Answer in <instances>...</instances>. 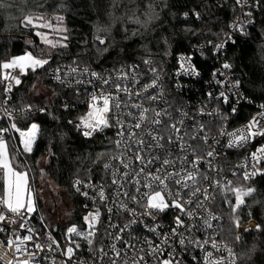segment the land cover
Segmentation results:
<instances>
[{"label":"built area","instance_id":"1","mask_svg":"<svg viewBox=\"0 0 264 264\" xmlns=\"http://www.w3.org/2000/svg\"><path fill=\"white\" fill-rule=\"evenodd\" d=\"M235 2L236 17L221 38L207 39L206 42L192 46L190 51H178L174 55V60H170L167 66L159 67L149 59L145 68L142 65L125 63H119L115 67H93L74 61L53 65L47 69L52 83L75 89L78 93L75 95L78 97L76 103L81 104L84 111L78 123L88 112V103L93 94H111L116 97L110 113L111 126L108 127L111 129L115 152L105 161L102 178L97 180L75 178L72 181L73 192L81 198L85 210L80 224L71 223L62 230L63 228L60 229L57 225L48 224L44 217L36 212L26 217L27 227L34 230L33 240L27 242L29 251L36 253L34 258H30L28 253H17L15 244L9 247L6 243L8 239H14L13 233L21 237L29 234L19 227L20 221L16 224H0V228L3 229L0 231L1 263L20 264V261L30 259V264H161L162 260L172 258L174 264H206L204 256L206 252L211 251L213 259L222 260L223 264H239L238 249L248 245L245 232L257 228L258 223L254 219L240 221L239 209L245 205L244 203L235 213L233 212L235 237L234 241H228L224 238L225 221L215 210V202L220 194L234 196L227 191L228 188L254 189L250 181L259 174L245 180L244 173L253 171L250 167L254 163L251 154L264 147V136L257 135L241 146L229 148L228 141L231 137L223 135L222 132L232 133L246 129L254 116L264 112V103L258 104L256 111L245 120L238 121L240 109L249 99L242 92L240 84L233 87L238 80L231 63L224 57V50L235 33H244L255 25V10H259L262 5L264 7V0H246L243 6L238 4L237 0ZM237 25L242 27L243 31L234 27ZM220 44H223V48L217 51L214 45ZM207 45L211 48L215 64L205 77L194 60V52L204 57ZM189 57L191 59L187 61ZM185 61L194 65L199 75L181 72L180 65ZM225 63L230 64L231 68L224 69ZM71 68H76L77 71L73 73L70 71ZM152 69L156 71L153 72ZM30 70L33 71L31 68ZM93 72L97 73L96 77L91 75ZM123 73H127V78L120 79ZM4 75L19 78L20 83L15 84V80L4 81L2 77L0 128L10 129L14 122L21 131H25L18 126L16 120L41 109L45 110V107L37 104L16 105L13 101L14 93L22 84V74L19 69H3ZM57 76L60 79H57ZM105 79L109 80V84L103 83ZM154 80L157 82L156 87L148 88L145 92V86ZM218 81L223 83H217ZM8 83L13 85L11 92H5ZM117 83L121 88H128L129 93L117 92L115 87ZM221 92L228 97L227 103L220 98ZM150 97L157 99L153 101ZM117 103L120 104L119 108L114 106ZM134 104L141 107L134 108L132 107ZM28 106H31L30 111H27ZM70 106L71 104H66L65 107L69 109ZM141 109H150L148 120L141 122L142 128L136 129L134 125ZM5 110L12 113L11 119L5 115ZM156 113L161 115L156 116ZM153 120H158L159 123H153ZM172 125H176L179 132H176ZM121 131L122 136L118 135ZM129 132L137 135L129 136ZM14 133L20 135L19 132L11 130L4 134V139ZM204 137H207V142ZM116 141H121L119 147ZM210 151L214 153L211 157L207 156ZM137 155L142 157V161L136 159ZM166 159L175 161V164L162 165V161ZM193 161H197L194 184L189 182V188L169 184L171 191L180 192L185 208L193 212V216L189 218L174 207H169L163 212L146 214L144 207L146 198L143 194L152 190L144 187L148 182L147 174L160 176L171 172L183 174L185 170H193ZM106 164L109 167L106 168ZM258 167L264 173V161ZM162 168L164 170L160 171ZM77 181L81 183L77 185ZM216 181H219V185L215 183ZM228 181H231L230 185ZM153 188L160 190L155 183ZM197 188L200 189L199 192L195 191ZM100 190L104 192V200L99 198ZM84 192H87L88 196H84ZM247 197L244 198L245 202ZM168 199L171 200V197ZM201 203L203 207L199 206ZM97 210L100 216L95 224L94 234L89 237L92 243L89 244L87 240L75 234L69 239L67 229L73 225L85 233L91 231L84 217ZM0 211H3L2 207ZM8 215L11 217V214ZM177 216L184 221V227L177 229V232L186 238L184 245H180L179 237L172 236ZM205 220H210L211 228L205 227ZM55 227L56 232L51 230ZM59 231L60 236H57L56 233ZM165 236L170 237L167 244L162 243ZM209 236L217 242V249H212L210 244L201 249L187 243L188 239L203 241ZM52 239L58 242V249L53 245L49 250L48 246ZM35 244H40L43 251L36 249ZM156 245L163 249V254L152 253L151 248ZM69 246L74 249L71 258L64 254ZM229 250L232 255H229Z\"/></svg>","mask_w":264,"mask_h":264},{"label":"trees","instance_id":"2","mask_svg":"<svg viewBox=\"0 0 264 264\" xmlns=\"http://www.w3.org/2000/svg\"><path fill=\"white\" fill-rule=\"evenodd\" d=\"M236 14L235 0H0V65L26 52L49 61L35 71L29 69L23 73L22 84L14 93L16 105L45 107L42 112L16 120L24 130L34 122L39 124L32 152L23 151L19 134H9L5 139L14 166L27 171L30 188L40 186L38 161L47 157L45 173L69 193L74 207L71 223L80 224L85 210L81 198L73 192L72 181L102 178L104 163L115 152L110 128L90 137L77 129L84 112L81 104L76 103L78 93L52 83L47 73L49 67L77 61L93 67L125 63L145 68L149 59L159 67L167 66L178 51H190L192 46L207 39L221 38ZM38 15L51 19L63 17V34L67 39L60 40L66 47L52 48L42 41L34 25L26 26V17ZM254 15L255 25L244 33H235L224 50V57L231 63L242 92L249 99L240 109L238 121L245 120L258 104L264 103L263 5ZM97 37L105 43L100 44ZM194 57L207 77L215 64L210 46H205L204 57L196 51ZM2 77L0 67V98ZM37 79L49 85L53 94L34 101ZM66 104H71L69 109ZM250 184L254 192L239 209L240 221L254 219L260 227L245 232L248 245L238 249L239 264H264V174L251 179ZM3 188L0 174V195ZM38 194L36 190V213L42 215L45 207ZM234 202V196L229 194H220L215 202V210L224 218V238L228 241H234L235 237ZM69 224L64 222L66 226ZM57 226L63 228L61 224Z\"/></svg>","mask_w":264,"mask_h":264},{"label":"snow or ice","instance_id":"3","mask_svg":"<svg viewBox=\"0 0 264 264\" xmlns=\"http://www.w3.org/2000/svg\"><path fill=\"white\" fill-rule=\"evenodd\" d=\"M237 3L243 6L244 3H246V0H237ZM58 19L62 20L63 17H58ZM33 23L32 17H26L25 18V24L31 25ZM43 27L46 28H53V25L44 24ZM237 27L238 30L243 31V28L240 26H234ZM54 31L62 32L64 29H54ZM39 35V33H38ZM67 39V37H63L62 40ZM100 44H104L105 40L101 39L100 37H97ZM62 40H56L53 41L52 39L47 38L45 36L43 38V42L52 48H56L58 46L60 47H66L65 44H63ZM214 47L219 51L221 48H223V44L220 45H214ZM183 59V58H182ZM190 57L187 58V61H190ZM187 61L182 62L180 65L181 72L186 73L187 75H199V73L196 71L195 66L191 65L190 63H187ZM49 61L47 59H41L37 56L33 55L31 52H26L22 56L14 57L11 61L3 63L0 65L3 69H19L20 73H25V70L28 68H31L33 71H35L37 68L43 67L45 64H47ZM224 69H230L231 65L228 63H225L223 65ZM59 71V69H57ZM71 72L75 73L77 71L76 68H71ZM87 71V70H85ZM153 72H155V69H152ZM93 77L97 76V73L93 72L91 73ZM215 76L216 73H213ZM57 79H60L59 76L56 77ZM120 79L127 78V73H123ZM4 81H10L15 80V84H19L20 80L19 78L11 77L10 75H4L3 76ZM105 85L109 84V80L105 79L103 81ZM156 81L154 80L151 84L146 85L144 91L146 92L148 88H155L156 87ZM217 83H223V81H218ZM239 82L237 81L233 87H238ZM12 84L8 83L7 88L5 89V92H11L12 90ZM117 92L123 91L125 93H129L128 88H121V85L117 83L115 85ZM137 95H140L137 93ZM211 95V94H209ZM220 98H222L225 103L228 102V97L225 95V93H220ZM116 99V97H113L111 94L104 95V94H93L91 96V99L88 103V112L80 118V121L78 124H76V127L78 130L82 132V134L85 137H90L96 132H101L105 128H108L111 126L110 123V113L112 111L113 101ZM151 100L155 101L157 97H150ZM116 108L120 107V104L114 105ZM134 108H140V105H132ZM31 110V106H28L27 111ZM43 111V109H41ZM150 109H141L139 113V117L137 118V122L134 125L136 129L142 128L143 121L148 120V113ZM203 111V110H201ZM233 112H235V109H233ZM5 115L11 119L12 113L5 110ZM131 115V113H129ZM156 116L161 115L160 113H156ZM262 118H264V112L259 113L257 116H254L253 119L249 122L246 129L244 130H237L236 132L232 133H224L223 135H227L231 137L228 141V147H237L241 146L244 142L249 141L253 137H256L257 135L264 136V122H262ZM153 123H159L158 120H153ZM182 123V121H181ZM201 129H203V125L200 126ZM172 128L179 132V129L176 128V125H172ZM15 130L16 132L20 133L21 137V143L23 145V151L25 153H31L33 144L35 143L37 134L39 132V125L38 124H31V126L28 128L27 131H21L17 125L13 122L11 124V128H0V174L3 176L4 180V188H3V195L0 196V207L3 208V211H0V224H16L17 221H20L19 227L21 229H25L29 234L25 235L23 237L19 236L16 233H13L14 239H8L6 243L9 247H11L13 244H15V250L17 253H28L30 258H34L36 253L30 252L27 248V242L33 240V229L27 227V220L26 217L29 216L34 210L35 205L33 201V194L29 190V180H28V173L26 171L18 170L16 166H14V157L11 156L9 152V147L7 141L4 139V134ZM118 135H123V132H119ZM137 133L129 132V136H136ZM205 142H207V137H204ZM121 141H116L117 147H119ZM137 143H143V141H137ZM213 152H208L207 156L211 157L213 156ZM252 160L254 161L253 164L250 165V167L253 169L252 172H245L244 173V179L248 180L253 176H256L257 174H264L259 169L258 165L264 161V147H261L257 149L256 152H253L251 154ZM137 160L142 161V157L137 155ZM175 164V161L171 160H163L162 165H173ZM196 164L197 161L192 162V171L185 170L183 174L179 172H171L167 175L160 176V175H154L152 173H148L146 176V179L148 180L147 183L144 184V187L152 189L149 192H145L144 198H146V204L145 207V213L148 215L153 214L154 212H163L169 207H174L178 209L181 213L191 218L193 216V212L188 211L185 208V202L181 200L180 192L176 191L175 193L169 189V184H174L176 186H179L180 188H189L190 184L189 182H192L193 184L196 181ZM126 166V165H125ZM105 167H109V165H105ZM164 169H160V171H163ZM141 172H143V169H141ZM77 185H79L81 182L77 181ZM113 183H116V181H113ZM139 184L140 182L137 181ZM153 183H155L160 190H155L153 188ZM217 185H219V181L215 182ZM229 185L231 184V181L227 182ZM91 186V185H89ZM77 191H79V187H77ZM139 191V189H137ZM196 192H199L200 189L197 188L195 190ZM228 192L232 193L235 197V203L232 205V210L235 213V211L245 203V197L251 196L254 192V189L248 188H236L231 187L227 189ZM84 196H88L87 192L83 193ZM100 200L105 199V195L103 190H100L98 192ZM127 195V193H125ZM195 195V193H193ZM168 197H171V200L168 199ZM207 199V196H205ZM188 203H191V201H188ZM200 207H203V204L201 203L199 205ZM122 207H126V205H122ZM134 211V210H133ZM11 214V217L8 215ZM100 216L99 210L95 211L94 213H89L84 217L85 223L87 224L88 229H91V231H87L86 233L83 231H80L77 226L73 225L67 229V233L69 235V239H71L72 234H75L78 237H82L85 240L88 241L89 244L92 243V240L89 239L94 234V227L97 223ZM212 219H218V217H212ZM205 227L211 228L212 224L210 220H205ZM176 227L172 229V236L179 237V243L180 245H184L186 243V238L183 236V234L178 233L177 229L184 227V221L180 218V216H177L175 219ZM237 227L239 226L238 221H236ZM259 225H257V228L259 229ZM3 229L0 228V231ZM152 231H155V229H152ZM51 239V237H49ZM170 237L165 236V238L162 240L163 244H167ZM239 239V237H237ZM151 243V242H149ZM187 243L194 244L198 248H204L205 245L211 246L212 249H217L218 245L217 242L212 237H207L203 241H199L195 238L188 239ZM53 245L58 249L59 244L54 239L51 240V243L49 244V250L53 248ZM34 247L40 251H43V247L40 244H35ZM76 247L78 248L79 245L77 244ZM152 253H160L163 254V249L159 246H153L151 248ZM69 258L72 257L74 254L73 247L69 246L66 248V251L64 253ZM118 254V253H117ZM229 255H232L231 250H229ZM142 259V258H141ZM204 260L206 264H223L222 260H215L213 259V253L211 251L206 252L204 256ZM20 264H30V259H25L23 261H20ZM161 264H174V261L172 258L164 259L161 261Z\"/></svg>","mask_w":264,"mask_h":264},{"label":"rangeland","instance_id":"4","mask_svg":"<svg viewBox=\"0 0 264 264\" xmlns=\"http://www.w3.org/2000/svg\"><path fill=\"white\" fill-rule=\"evenodd\" d=\"M32 18H33V23L31 25L35 26L36 32L39 33L42 41L45 36H47V38L49 39H52L53 41L60 40V38L64 37L63 31L62 32L54 31V29H59V28L64 29L63 24L61 20L58 19V17L55 16L53 19H51L49 17H43L41 15H38ZM49 23L53 25V28L43 27L44 24H49ZM29 69L30 68L26 69L25 72H27V70ZM51 94L53 93L49 88V85H46L40 79H37L32 95L34 101H37V99L41 98L44 95H51ZM38 164L40 170L39 171L40 186L36 189L35 186L33 185L31 191L35 198V191L37 190L39 193L38 194L39 197L42 199L44 203L45 208H43L42 210L43 211L42 215L45 216L44 219L46 220V222L48 224H52L53 226L61 224L63 226L62 230H64L66 226L64 225V222L71 224L74 218V214H73L74 207H73L72 198L65 189L58 186L57 183L54 180H52L49 176H47V174L45 173V169L47 167V157L41 158L38 161ZM28 179L30 180L29 177Z\"/></svg>","mask_w":264,"mask_h":264},{"label":"crops","instance_id":"5","mask_svg":"<svg viewBox=\"0 0 264 264\" xmlns=\"http://www.w3.org/2000/svg\"><path fill=\"white\" fill-rule=\"evenodd\" d=\"M35 124H38L37 122H34ZM33 124V123H32ZM39 125V124H38ZM31 126V125H30ZM28 130V129H27ZM27 130H25V131H27ZM38 135H39V132H38V134H37V137H36V140H37V138H38ZM36 140H35V143H36ZM35 143L33 144V147H34V145H35ZM29 190L31 191V188H30V186H29ZM31 193H32V191H31ZM33 194V193H32ZM33 201H34V205H35V210L33 211V212H36V209H37V204H36V200H35V198H34V195H33Z\"/></svg>","mask_w":264,"mask_h":264},{"label":"water","instance_id":"6","mask_svg":"<svg viewBox=\"0 0 264 264\" xmlns=\"http://www.w3.org/2000/svg\"><path fill=\"white\" fill-rule=\"evenodd\" d=\"M54 231H55V232L57 231V227L54 228Z\"/></svg>","mask_w":264,"mask_h":264}]
</instances>
